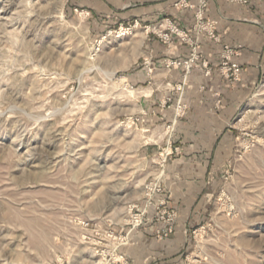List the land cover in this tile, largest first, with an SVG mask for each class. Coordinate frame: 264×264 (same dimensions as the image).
<instances>
[{"label": "rangeland", "instance_id": "1", "mask_svg": "<svg viewBox=\"0 0 264 264\" xmlns=\"http://www.w3.org/2000/svg\"><path fill=\"white\" fill-rule=\"evenodd\" d=\"M120 25L69 0H0V264H116L136 230L159 224L150 211L131 231L147 183L172 196V152L132 120L139 87L125 76L145 30ZM233 127L235 154L215 169L180 264H264V81ZM111 230L128 236L117 251Z\"/></svg>", "mask_w": 264, "mask_h": 264}, {"label": "crops", "instance_id": "2", "mask_svg": "<svg viewBox=\"0 0 264 264\" xmlns=\"http://www.w3.org/2000/svg\"><path fill=\"white\" fill-rule=\"evenodd\" d=\"M174 1L69 0L71 6L91 13L94 20L104 18L109 27L138 21L145 30L142 61L125 80L139 87L136 114L144 115L140 125L148 132L160 133V142L172 152L163 183L172 192L169 206L179 217L175 233L164 241L155 234L159 224L136 230L131 237L133 245L120 251L129 264H180L188 230L199 219L212 175L235 154L238 133L233 123L264 81V0H251L247 6L208 0L207 16L218 22L222 42L201 39L199 51L210 63V75L193 69L181 95L177 88L184 83L185 71L166 65L169 60L189 57L190 48L180 41L166 46L146 30L165 17L191 30L192 14L177 11ZM224 45L239 49L235 58L242 69L239 82H228L218 70ZM146 60L155 68L151 74ZM179 100L188 108L183 117H176ZM165 101L169 104L164 107ZM156 145L145 151L147 158L157 157L161 147Z\"/></svg>", "mask_w": 264, "mask_h": 264}, {"label": "built area", "instance_id": "3", "mask_svg": "<svg viewBox=\"0 0 264 264\" xmlns=\"http://www.w3.org/2000/svg\"><path fill=\"white\" fill-rule=\"evenodd\" d=\"M228 3L237 4L241 6H247L251 3V0H226ZM174 8L177 11H188L192 14V26L191 30L183 28L178 21L173 20L170 17L163 18L158 24L148 27L146 30L155 35L166 46H173L177 41H180L190 48V55L187 58H177L169 60L166 67H182L185 71L184 83L181 84L177 90L181 95L184 91L185 81L187 76L193 69L200 68L205 71V75H210V63L201 55L199 49L201 46V39L207 38L214 43L220 44L221 36L218 32V22L210 19L207 16L209 2L208 0H175L173 3ZM139 22L136 21L134 25L124 26L120 25V31L128 34L133 28H136ZM239 56V49L224 45L223 50L219 57L218 70L224 76V78L230 83H236L240 81L241 67L235 61V58ZM148 67V71L151 74L155 68L151 61H144ZM167 105V101L164 102V107ZM187 106L183 105L179 100L176 105V117H183L187 111ZM144 116V115H143ZM133 122L141 123L143 119L133 117ZM171 154V153H170ZM169 152L165 150L161 153V159L163 164L167 162ZM145 202L144 206L139 210V205H134L131 208L133 223L131 231L142 228L146 224V217L150 211H154V219L159 223V227L156 230V236L159 240H166L174 233V225L178 219V213L176 210L169 208L170 196L167 195L166 188L160 183V178L145 185ZM88 226V224H87ZM130 231V232H131ZM129 232V233H130ZM110 237L114 238V231H110ZM117 239L118 245L115 249H119L122 245H126L128 236L114 238ZM111 258V257H110ZM122 260L117 261L116 264H128L124 257L120 256Z\"/></svg>", "mask_w": 264, "mask_h": 264}, {"label": "bare ground", "instance_id": "4", "mask_svg": "<svg viewBox=\"0 0 264 264\" xmlns=\"http://www.w3.org/2000/svg\"><path fill=\"white\" fill-rule=\"evenodd\" d=\"M142 39V38H141ZM96 50V49H95ZM100 50V49H99ZM98 53V52H97ZM142 92V91H141ZM128 93L130 94V96L131 97H136V95H137V92L136 91H132V90H130V91H128ZM144 94V93H143ZM138 97V96H137ZM97 264H104L102 261L101 262H98Z\"/></svg>", "mask_w": 264, "mask_h": 264}]
</instances>
